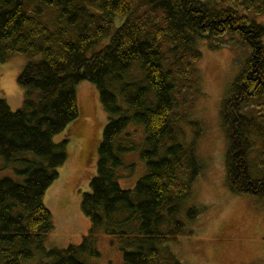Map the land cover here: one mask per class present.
I'll return each mask as SVG.
<instances>
[{
    "label": "trees",
    "instance_id": "16d2710c",
    "mask_svg": "<svg viewBox=\"0 0 264 264\" xmlns=\"http://www.w3.org/2000/svg\"><path fill=\"white\" fill-rule=\"evenodd\" d=\"M261 12L264 0H0V59L40 55L17 78L23 106L12 111L0 97V169L12 166L20 179H0V264L36 257V264H89L100 257V233L113 237L122 264H183L168 243L200 213L190 207L181 217L203 170L194 154L202 129L192 121V141H178L177 111L200 94V44L226 32L251 48L221 102L227 187L264 202V173L254 176L251 168L264 132V26L253 19ZM83 81L96 87L107 114L81 200L90 228L79 244L47 250L53 222L44 196L67 160L68 142L53 138L77 119L75 86ZM253 100L256 115L247 111ZM135 152L146 172L122 189L119 178L135 170L123 156Z\"/></svg>",
    "mask_w": 264,
    "mask_h": 264
},
{
    "label": "rangeland",
    "instance_id": "374dc122",
    "mask_svg": "<svg viewBox=\"0 0 264 264\" xmlns=\"http://www.w3.org/2000/svg\"><path fill=\"white\" fill-rule=\"evenodd\" d=\"M253 19L264 26V12L254 15ZM44 20L51 23L52 15H45ZM210 46L218 49H210ZM199 47L202 53L197 63L200 94L190 97L187 105L177 111L180 119L177 140L190 143L196 128L189 123L200 124L202 134L195 142L194 154L203 164V170L191 187L181 217L184 218L190 207L198 208L200 213L195 220L186 221L187 233L168 243V247L183 264H264V202L251 195L229 191L224 162L226 138L220 117L221 102L250 56L251 48L238 34L230 32L205 41ZM39 59V54H12L4 61L0 59V97L12 111L20 109L25 99L26 91L17 82L20 72L28 61ZM75 91L78 117L53 138L56 144L64 139L68 142L65 146L67 160L44 196V205L53 222V230L44 243L47 250L79 244L90 228L89 219L81 211V200L95 175L107 114L93 84L83 81L75 86ZM255 103L253 100L248 105L251 115L260 111ZM135 129L134 139L139 141L141 131L139 127ZM123 158L125 165L135 163V170L131 176H121L119 185L122 189H133L145 174V165L136 152L125 154ZM251 166L254 176L264 173V132L256 139L251 152ZM12 168L0 169V179L20 180ZM118 173H124V169ZM98 250L100 257L89 260V264H122V252L113 237L100 233ZM37 262L36 257L23 264Z\"/></svg>",
    "mask_w": 264,
    "mask_h": 264
}]
</instances>
